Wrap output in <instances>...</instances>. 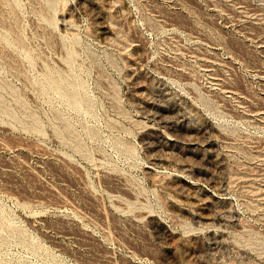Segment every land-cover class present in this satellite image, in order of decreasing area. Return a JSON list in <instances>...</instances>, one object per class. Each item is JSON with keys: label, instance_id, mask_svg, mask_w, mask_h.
<instances>
[{"label": "rangeland", "instance_id": "obj_1", "mask_svg": "<svg viewBox=\"0 0 264 264\" xmlns=\"http://www.w3.org/2000/svg\"><path fill=\"white\" fill-rule=\"evenodd\" d=\"M0 264H264V0H0Z\"/></svg>", "mask_w": 264, "mask_h": 264}]
</instances>
